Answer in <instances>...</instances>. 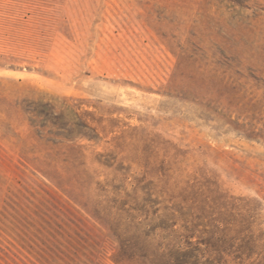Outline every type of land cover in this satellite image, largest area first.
<instances>
[{
	"label": "rangeland",
	"instance_id": "1",
	"mask_svg": "<svg viewBox=\"0 0 264 264\" xmlns=\"http://www.w3.org/2000/svg\"><path fill=\"white\" fill-rule=\"evenodd\" d=\"M0 264H264V0H0Z\"/></svg>",
	"mask_w": 264,
	"mask_h": 264
}]
</instances>
